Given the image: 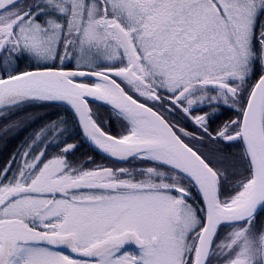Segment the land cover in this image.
<instances>
[{
  "label": "snow or ice",
  "instance_id": "snow-or-ice-1",
  "mask_svg": "<svg viewBox=\"0 0 264 264\" xmlns=\"http://www.w3.org/2000/svg\"><path fill=\"white\" fill-rule=\"evenodd\" d=\"M0 264H264V0H0Z\"/></svg>",
  "mask_w": 264,
  "mask_h": 264
},
{
  "label": "flooded vegetation",
  "instance_id": "flooded-vegetation-1",
  "mask_svg": "<svg viewBox=\"0 0 264 264\" xmlns=\"http://www.w3.org/2000/svg\"><path fill=\"white\" fill-rule=\"evenodd\" d=\"M17 142H18V141H14V142H12V144L9 145V147H10V148L13 147L14 144L17 143ZM80 151H81V152H86L88 156H94V157L96 158V160H97L98 163H99V162H105V163H107V161H102L101 158H100L99 156H96L95 153H93V152H91V151H88V145H87V144H86V145L84 146V148H82ZM77 155H80V153H77Z\"/></svg>",
  "mask_w": 264,
  "mask_h": 264
},
{
  "label": "trees",
  "instance_id": "trees-1",
  "mask_svg": "<svg viewBox=\"0 0 264 264\" xmlns=\"http://www.w3.org/2000/svg\"><path fill=\"white\" fill-rule=\"evenodd\" d=\"M105 119H107V116H105ZM11 145V144H10ZM86 145V144H85Z\"/></svg>",
  "mask_w": 264,
  "mask_h": 264
}]
</instances>
